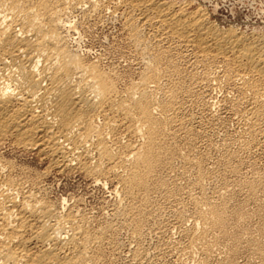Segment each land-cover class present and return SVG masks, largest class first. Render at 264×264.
<instances>
[{"label":"bare ground","instance_id":"6f19581e","mask_svg":"<svg viewBox=\"0 0 264 264\" xmlns=\"http://www.w3.org/2000/svg\"><path fill=\"white\" fill-rule=\"evenodd\" d=\"M83 3L0 0V148L34 151L49 159V168L57 173L79 171L95 184H118L119 190L111 192L115 199L109 201L110 220L97 224L79 199L73 205L66 200L52 201L42 185V176L30 177L26 169L19 172L17 164L0 152V264H104L105 245L111 243L118 228H127L136 242V248L128 249V262L144 263L149 254L142 239L148 229L146 223L155 220L158 207L154 196L178 203L180 225L187 218V207L181 201L183 189L178 182L172 186L167 183L171 173L178 172L177 165L184 171L177 177L195 174L192 187L198 190L197 196H189L194 224L186 232L190 240L186 252L199 248L205 259L196 264H212L207 258L213 254L208 238L216 232V237L219 232L227 235V204L218 203L216 195H208L203 182L209 176L220 177L222 171L208 172V160L201 154L191 157L198 148L195 139L199 136L191 125L190 114L194 112L187 114L185 104L192 97L200 99L205 90L199 92L195 86L201 84L196 70L190 71L189 87L185 84L187 77L182 76L201 64L217 60L226 63L223 78L239 81L237 86L243 95L251 93L245 100L247 105L241 106V117L253 138L249 144L261 150L264 40L220 30L199 9L189 13L184 5L163 0H120L114 9L121 10L129 44L143 63L137 82L120 88L117 75L86 60L72 47L73 34L83 27L77 30L70 14L88 19L101 8L94 1L89 11L84 10ZM176 55L189 68H181ZM208 75L207 79L212 77ZM183 150L188 153L183 154ZM236 158L234 153L228 154L223 170H236L231 166ZM246 184L254 187L252 182ZM262 248L258 251L264 252ZM216 264L236 263L222 259Z\"/></svg>","mask_w":264,"mask_h":264},{"label":"rangeland","instance_id":"374dc122","mask_svg":"<svg viewBox=\"0 0 264 264\" xmlns=\"http://www.w3.org/2000/svg\"><path fill=\"white\" fill-rule=\"evenodd\" d=\"M89 1L83 0L85 3H83L84 10L89 11L88 7L90 8L91 3L94 1V4H101V8L98 12L92 13L88 18L89 20L78 17L76 13H73L74 16L70 14L69 18H72L70 20H74L72 23L76 24H73V26H77V30L83 27V29L81 28L79 31L73 34L74 38L72 37L71 39L72 47L78 49L79 53L81 55L83 54V58L86 60L97 62L105 71L113 72L115 76L117 75L116 78L119 77L117 79L119 87L121 86L120 88L131 83L133 80V82H137L143 63L141 62L142 59H140L141 56L137 55L138 53L135 51V47H132V45L129 44L131 42L129 41V36L127 35L128 32L124 30V19L123 16L121 17V10L116 11L114 9L116 4H119L120 0H113L115 4L112 3V0ZM163 1H168L180 6L184 5L189 13L198 11V9L201 10L204 14L206 13L209 22L215 26L217 25L216 27L220 30L222 29L229 31L230 29L243 34L244 36L246 35V37L264 40V0ZM91 16L94 17L92 18ZM136 58L140 60L138 61ZM176 58L179 60L181 68L188 66L186 62H183L184 59H180V56L177 57L176 55ZM217 61L220 63L215 61L214 63L201 64L198 66V69H196L197 66L194 69L190 68L186 73L184 72L182 76H185V78L187 77V80L184 78L183 81L186 80L185 84H187L189 87V76L191 75L190 71L192 70L195 72L196 70L195 74L196 76H199L198 78H201V82L199 81L201 84L195 86L199 92L205 90L204 92L206 93L205 94L202 92L204 95H202L200 99L192 97L190 100H188L190 102L185 104L187 114H190L191 111L196 114V116L194 113L190 114L193 118L191 125L194 126L198 133L195 136H199L197 139L194 138L195 136L193 137V139H195V143L197 140L196 144L198 148H195L196 150L191 153L193 154L191 157L194 156L193 158H195L201 157V155H203L208 160L205 166L208 172L213 173L215 171L214 174H219L222 171L220 177L212 178L209 176V178L204 180L203 185L205 186V190L207 189L208 192H206L208 195H216L214 198L218 197V203L226 202L227 204L225 216H228V218L227 230L225 232L227 234L226 236L228 237L223 235L221 232L218 233L217 237V232L210 236L208 238V242L213 247V254H210L211 256L209 255V257L212 259L209 257L207 258L212 261H209L212 264H216V262L222 259H225L226 261L228 259L230 262L232 260L236 264H262V260H264V252H262V250H258L264 247V148L260 150L259 148L251 147L249 141L251 143L253 138L249 135V128L246 126V122L241 117V106L243 105L244 107L247 105L245 100L251 98V93H246V95L248 94L249 97H247L248 95H243L238 88L240 86L239 81H230V83L226 78H223L224 76L222 74L226 71L227 65H225L226 63L221 60ZM213 72L217 74L215 75ZM207 73L209 75L212 74V77L209 75L208 77L212 78L209 79L213 81L207 82L210 81L206 78ZM213 75H215L216 78L217 75L218 77L220 75L221 80L216 79ZM215 79L216 81H214ZM218 81L222 83L219 85ZM205 87H207V89ZM243 99L245 101L244 103ZM192 100L194 102H191ZM188 104H192L193 106H189ZM199 120L200 122H198ZM199 132L201 134H199ZM0 152L5 156L6 159H9L17 164V166L20 168L19 172H21V170H27L26 172L29 176H42V185L48 189V194L52 201L62 203L63 200H66L68 201L67 203L72 204L79 199V204H81V207L86 212L88 211L87 213H89L92 217L94 216L93 218L96 219L97 224H102L103 222L110 220L107 219L109 218L108 207L110 206V202H113L115 199V196L111 192L113 189L119 190L118 184L110 182L104 183L105 185L95 184L90 178L79 171H66L57 173V171L49 168V159L38 156V154H36L34 151L27 152L22 149L19 150V148H13L9 146L0 148ZM186 153L188 152L183 150V154L186 155ZM232 153H234L238 158H236L237 160L231 165L233 168H236V170L233 172L225 171L223 170L225 169L224 160H226V156L228 154ZM180 167V165H177L176 171L183 173L184 171L182 168L180 169ZM177 173H171L172 176L168 178L169 180H167V183L169 181L168 185L172 186L174 182H178L177 185L181 186L183 189L181 201L187 207V218L185 223L183 221V224L180 225V219L177 213L178 208L176 207L178 206V203L174 202V199H172L169 201H172V203L174 202L175 205H173L171 202H168V205L167 202H164L162 198H160L161 196H157V194L154 196L155 200L157 199L155 205H158V207H156L154 216L155 220H149L150 222L147 221L146 223L147 225L145 229H148L147 231L145 230L146 235L142 239V243L144 244V248L146 247V252L149 255L145 260L146 262L144 261L142 264H152L154 261L156 262L153 264H196V262L205 259L203 257L204 255L202 251L199 250V248H193L191 249L192 251L188 250V252H186L187 248H185L188 246L190 241L186 235V232L187 230H190V227L192 228V225L194 224V218L191 216L193 209L192 205L190 204L191 201L189 200V196L191 194L193 196H197L196 194H198V190L192 187V184L194 185L196 183V177L194 173H188L187 177L180 178L177 177ZM249 182L254 184L252 189L248 187V184H246ZM190 189H194V191H192L193 193ZM219 191L221 193H219ZM219 196H221L223 201ZM227 201L229 202V205ZM151 228L154 230L153 232L150 230V234L149 229ZM182 231L185 232L182 233ZM217 238L219 241H217ZM110 242V244L105 245L104 250L107 256L104 254V264H130L128 262L130 257V254H127V252H129L128 249L136 248V242L134 241L131 232L127 228H118L117 231L112 235ZM262 249L264 251V248ZM183 250H185V252ZM155 255L157 256L156 259L154 258L156 257Z\"/></svg>","mask_w":264,"mask_h":264}]
</instances>
